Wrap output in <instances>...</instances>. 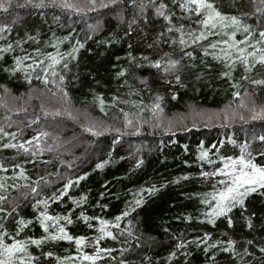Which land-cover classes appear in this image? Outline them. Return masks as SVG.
I'll return each instance as SVG.
<instances>
[{
	"label": "trees",
	"instance_id": "16d2710c",
	"mask_svg": "<svg viewBox=\"0 0 264 264\" xmlns=\"http://www.w3.org/2000/svg\"><path fill=\"white\" fill-rule=\"evenodd\" d=\"M39 2L0 0L8 8L0 10V28H7L0 32V48L12 45L9 52H0V184L4 185L0 196L7 198L0 201L5 209L0 225L9 236L16 233L21 219L33 223L17 239L45 236L37 222L43 206L34 210L33 204L52 197L68 179L87 174L70 189L71 199L50 201L47 210L50 215L64 216L76 208L71 216L74 223L65 225L74 237L99 235V222L93 221L89 229L78 219L81 212L111 225L141 198L134 193L153 186L159 189L151 196L143 194L144 203L120 222L119 230L107 229L116 239L100 241L99 247L111 252L101 253L95 264H264V254L259 252L264 247V190L250 194L244 207L233 209L232 228L226 217L215 225L200 223L207 219L201 215L207 209L200 200L213 191L212 185L230 179L224 175L201 179L202 171L224 169L225 163H231L226 158H239L245 143L251 153L248 158L264 167L260 155L264 142L259 140L264 136V118L253 119L264 113V84L252 83L264 80V65L250 58L246 67L238 55V48L251 51L258 32L264 30V0H209L222 15L240 19L239 30L205 29L201 21L207 13L196 16L183 11L179 5L185 0H156L155 4L143 0V10L133 7L132 0H119L116 5L111 0H44L47 7H34ZM64 3L71 8L62 7ZM159 3L166 5L170 23L156 15ZM133 20L134 34L129 37L126 33ZM97 21L100 28L93 32L88 25ZM245 26L252 30L251 37ZM181 28L186 45L179 43ZM201 34L207 38L193 43ZM246 38L248 43H241ZM77 42L84 47L73 51ZM229 52L230 58H225ZM165 54L180 61V83L174 75L150 67ZM50 57L60 63L52 65ZM29 64L33 67L28 68ZM122 70L125 77L118 76ZM43 133L48 135H41L40 144L44 148L51 145V152L33 156L31 151L3 147L34 140ZM118 136L120 143L114 144ZM26 146L33 149L35 143ZM202 151L209 153L213 163L198 159ZM106 159L108 165L95 168ZM138 160L143 164L136 168ZM17 165L27 179L19 177ZM184 176L190 179L182 180ZM41 177L61 179L41 184L39 196H34L28 185L35 186ZM81 197L87 200L76 207L73 200ZM188 216L191 221L185 219ZM249 221L252 228L247 226ZM205 233L210 236L208 244L219 241L220 247L205 252L207 244L186 243L185 248H176L178 242L195 241ZM228 239L236 241L232 252L223 251ZM5 242L12 241L6 238ZM246 248L250 255L245 254ZM29 252L36 257L35 264H92L73 258L95 255L96 246L89 240L78 251L74 242L48 241L40 247L30 246ZM49 252L52 256H45Z\"/></svg>",
	"mask_w": 264,
	"mask_h": 264
},
{
	"label": "snow or ice",
	"instance_id": "6c2138e0",
	"mask_svg": "<svg viewBox=\"0 0 264 264\" xmlns=\"http://www.w3.org/2000/svg\"><path fill=\"white\" fill-rule=\"evenodd\" d=\"M153 4L156 3V0H151ZM112 5H116L119 3V0H111ZM53 6H56L55 3H53ZM64 8H71V5H68L67 3H64L61 5ZM110 5H103V7H109ZM132 6L133 7H139L141 10L145 8V4L143 3V0H132ZM180 8L183 11H186L187 13L195 14L196 16H201L203 13H207V15L204 17V19L201 21V24L205 29H211L215 30L218 27L221 28H228V27H235L237 30L240 29L242 26L241 20L238 19L235 16L227 17L221 14V12L217 11L215 9V6L213 3H210L209 0H185L184 3L179 5ZM34 7L36 8H44L47 7V4H45L44 0H40L39 3L35 4ZM166 8V5L163 3H159L158 7H156V15L163 17V19L167 22H171V17L168 15H165L164 9ZM0 10L8 11V8L5 6L4 3H0ZM136 21L133 20L132 24L129 25V32L126 33L129 37H131L134 33L132 31V25H135ZM88 28L95 32L100 28V22L97 21L95 24H89ZM7 31V28H0V32ZM169 32H172L173 29L169 28ZM181 32V38L179 40V43L181 45H186L187 41L184 39V32L183 29H179ZM244 31L247 33L248 37L252 36V30L248 27H244ZM259 39L256 41L255 44L250 45L251 51H247L244 48H238V55L239 59L243 60L246 67L249 65V59H253L256 61V64L264 65V47H259L258 45L264 44V30H260L258 32ZM163 37V33L161 34V38ZM207 37L203 36L201 34L200 36L196 37L193 40V43H198L200 39H206ZM91 39V37H89ZM78 43V48L74 49L73 51H78L79 48H83V44ZM241 43H248V40L246 38L245 41ZM173 44H175V41H173ZM236 45H233L235 47ZM149 49H152V45L148 46ZM211 47L215 48V45H211ZM129 48H132V45H129ZM12 49V45H8L5 48H0V52H9ZM187 56L191 57V52L185 53ZM207 54V53H205ZM231 53H226L225 58H230ZM73 59L75 57H72ZM52 60V65H56L60 63V60L56 57H50ZM60 59H63L61 57ZM144 59H148L147 57H144ZM20 60L18 59L16 61V64H20ZM39 64H42L43 62H38ZM253 67L255 65H252ZM28 68H32L33 65L29 64L27 66ZM51 67V66H50ZM67 63L64 64V68H67ZM137 67H140V65H137ZM150 67L156 69L158 72H162L164 75L173 76L175 78V81L177 83H180L181 76L179 74L180 71V61H177L175 59H172L165 54L164 56L155 59L153 63L150 64ZM48 70H45V83L48 82L47 80ZM51 75L55 77L57 73L55 71L51 72ZM119 77H125L126 72L120 71L118 73ZM64 77L60 76V81L63 83ZM253 84L260 85L264 84V80H254L252 81ZM160 98L157 97V100ZM159 107V105H156ZM257 118H264V113H258L253 116V119ZM38 122V121H37ZM131 123V121H129ZM3 129H0V132H2ZM94 135H102V133L94 132ZM7 135V133H5ZM41 135L47 136L48 133H43L40 135H37L34 140L27 141L25 143L20 144H4L3 147L5 148H19L22 149L25 153H28L29 151L32 152V155L35 156L38 153L42 154L44 151L51 152L52 146L49 145L47 148H44L40 144ZM121 137H117L113 141L114 144L120 143ZM259 140L261 142H264V136H260ZM35 143V147L33 149H30L26 145H32ZM215 147V146H213ZM247 143H245L241 147V155L237 159H233L232 157L226 158L228 161H231V163H225L224 169H220L215 173H209V172H201L200 178L201 179H208L209 181L216 175H224L230 177L228 180H220L218 182V185H223V187H218V185H212L213 191L210 193H207L204 198L200 200V203L207 209L206 211H203L201 213L202 216L206 217V220H201L200 223H208L211 225H215L216 221L219 218L226 217L227 218V226L228 228L233 227V219L230 216V213L233 211L234 208L237 206L244 207L245 199L252 193L257 192L258 190H264V167L258 166L256 163L253 162L252 158H248L251 156V153L247 152ZM111 155V153H109ZM260 155L264 156V153H260ZM199 160L205 161L209 164L213 163L212 160L209 159V153L206 151H202L200 156L198 157ZM35 163V161H33ZM110 163V160H103L100 163H97L95 165L96 169H103L106 165ZM143 164L142 160H138L135 167L139 168ZM16 167L20 168L19 177H24L25 172L23 168H21L19 165ZM2 168V166H0ZM230 169V171H227ZM3 171H7V169H2ZM87 178V174L79 176L77 179L72 180L68 179L66 183L63 184V188L58 191L57 193H54L52 197L46 198V199H37L36 203L33 204V209L37 210L40 209L41 206H43V211L39 212V216L37 218V222L39 223L40 228L43 230V232L46 234L45 236L35 239V238H29L27 240L23 239H17V237L20 236L21 232L29 227L33 223L32 220H29L25 222L23 219L18 221V228L14 235L9 236V233L6 229L3 228V225H0V264H35L36 257L32 256L29 252L30 246H36L40 247L43 244H45L48 241H68V242H74L77 245V249H79L84 246L89 240L96 246V254L95 255H88V254H82L79 257H74L73 259H81L84 261H91L92 264H95V261L98 259H101V253L104 254H110L111 249H103L99 247L100 241L111 238L113 240L116 239V236L113 234L112 231H108L107 229L109 227L115 228L117 230L120 229L121 225L120 222L126 218H128L132 213H134L137 208L141 207L144 203L143 200V194L146 192L149 196L155 194V192L159 191L156 187H151L147 189H140L138 193H134V195H137L141 198H137L132 202V206L122 212L120 215H117L115 217L116 223L109 224L106 220L100 219L99 217H89L84 212L80 213V216L78 219L82 220L89 229H93V221H98L101 227L98 229L99 235L90 238L85 236H79L74 237L67 231L65 225H72L74 223L73 219L71 218L72 213L76 211V208H73L67 215L60 216V215H50L48 213V208L50 206L49 202L59 203L64 198L69 196V191L73 187V185H78L80 181L85 180ZM61 177H55L50 179H45L44 177H41L38 181L35 182V186L28 185L30 187V191L34 196H39V193L41 191V184L44 186H47L49 183H53L55 181H59ZM182 180H189L190 177L184 176L181 177ZM178 183V181H175ZM4 185L0 184V188H3ZM15 187V185H14ZM104 187H107V184L104 185ZM101 198L105 196L104 192H101ZM7 198L5 196H0V201H4ZM87 200V197H81L79 200H73V203L76 205V207H80L83 205ZM102 208H107L106 205H101ZM16 209H13V212H16ZM5 209L3 207H0V213H4ZM9 216L12 215V213H8ZM186 220L191 221L192 217L188 216L185 217ZM63 221V223H61ZM249 228H252L251 221L248 222L247 225ZM129 236L132 235L131 231H128L127 233ZM10 239L11 243H6L5 240ZM210 240V236L208 233H205L203 238L197 239L195 241H180L176 244V248L178 250L185 248L186 243H195L197 246H200L202 244H207L208 246L204 248L205 252L209 251V248L215 249L217 247H220L221 242H217L215 244H208V241ZM227 246L223 248L224 252H232L236 246V241L233 239L227 240ZM253 244V241L249 240L248 245L251 247ZM139 247V245H137ZM245 254L250 255L248 252V249L246 248L244 250ZM259 252L261 254H264V247L259 248ZM172 256H175L176 253L173 252L171 254ZM45 256L51 257L52 253H46ZM171 258V257H170ZM60 264H63V261L60 262Z\"/></svg>",
	"mask_w": 264,
	"mask_h": 264
}]
</instances>
